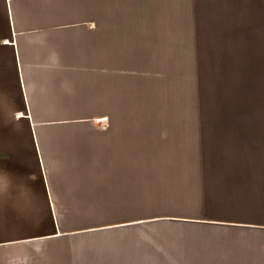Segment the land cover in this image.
Segmentation results:
<instances>
[{"label":"crops","instance_id":"obj_1","mask_svg":"<svg viewBox=\"0 0 264 264\" xmlns=\"http://www.w3.org/2000/svg\"><path fill=\"white\" fill-rule=\"evenodd\" d=\"M123 1L122 96L102 44ZM123 1L0 0V264H264L245 142L139 113L144 76L184 44L194 83L255 123L264 0Z\"/></svg>","mask_w":264,"mask_h":264},{"label":"rangeland","instance_id":"obj_2","mask_svg":"<svg viewBox=\"0 0 264 264\" xmlns=\"http://www.w3.org/2000/svg\"><path fill=\"white\" fill-rule=\"evenodd\" d=\"M118 8L123 9L122 18L119 16V22L115 23L112 28H108V31L112 33V41L107 44H102V47L104 48V46H106L107 56L111 58L114 71L118 72L114 75L115 82L123 85V88L118 91V94L123 96L124 63L130 65V59H124V1ZM179 36L182 37V42H184V35ZM172 45L174 50L172 51L171 57L160 60V69L164 72L159 75L144 76L145 104L144 110L142 108L139 113H151L156 122L160 119L157 125L155 124L156 130L160 132L170 130L178 134L185 132L186 129L189 130L190 126L191 129L198 130L199 123L197 117L202 115L203 123L200 129H202L204 135L211 140L212 137H215L214 142L216 146L219 145L223 137L226 136L229 138L227 141L234 142V146L239 144L243 147V142H245L246 154L252 159L251 165L264 166V106L256 107L255 110L257 113L253 114L254 119H257L255 123L254 121L249 122V120L245 118V116H249L247 114H249L250 111L247 107L224 106L223 103H225L226 100L220 99L222 97L221 93L216 92V90L213 91L210 88L206 89L210 84H202L201 80L199 85L194 83L196 79L193 78L194 75L192 76L191 73L194 67L192 68L189 64L190 59L183 57L182 55L184 52L180 51V49H176V47L179 48L181 45L184 46V44ZM256 50L258 51V55H264L262 49ZM149 61L150 60H145L144 64L147 65ZM260 66L261 68H258V81L256 83L257 85L255 84L257 89L255 91L258 103L260 101L264 104V97H261L264 91L262 87L264 85V62H261ZM188 71L190 73H188ZM248 100L250 103L252 102L249 98ZM119 109L120 108H118V113ZM114 110V113H116V108ZM153 114H160V118L158 119V117ZM232 118L233 120H231ZM174 119L182 121L174 122ZM254 143L256 144L255 146H253ZM251 151L256 152V159L255 156L250 153ZM219 153H221V150ZM221 154H224L223 156H225V158L229 157V155H225L227 154L226 152ZM234 155L230 157L233 159L235 158ZM156 257L157 255H155V258Z\"/></svg>","mask_w":264,"mask_h":264}]
</instances>
